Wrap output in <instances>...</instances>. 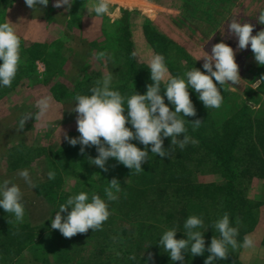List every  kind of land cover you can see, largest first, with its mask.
<instances>
[{"label":"trees","instance_id":"16d2710c","mask_svg":"<svg viewBox=\"0 0 264 264\" xmlns=\"http://www.w3.org/2000/svg\"><path fill=\"white\" fill-rule=\"evenodd\" d=\"M14 1L0 0V23H4L6 7ZM201 1L187 0L186 5V0H179L178 10L184 12L185 23H190L191 20L196 21L197 15H202L201 18L205 16L201 12L206 13L207 5L201 4ZM144 35L151 54L164 56L171 77L186 79L184 74L193 67L203 72L184 50L159 34L149 21L144 26ZM130 38L129 28L124 27L122 30L118 29V32L107 42L114 47V53L124 48L121 52L126 54V61L124 57L118 60H122L123 65L126 64L128 68L126 67L120 76L118 86L112 88L125 97H130L135 92L145 94L146 86L152 83L149 64L140 63L136 58ZM45 49L46 44L39 43H30L24 48L20 56H26V63L23 67L19 65L11 87L0 92V99L12 90L14 83L20 78L37 77L34 68V62L37 60L45 65L44 83L59 73V70H56L59 67L58 51L47 52ZM116 59L115 61H118ZM165 83L166 80L161 82L162 96ZM217 86L219 87L218 84ZM93 87L95 86L88 80L84 82L83 88L78 84L72 92L62 84L55 83L50 87V92L54 99L59 101L75 96L78 90H81L83 95H91L90 89ZM221 93L223 96L221 107L206 109L203 102L199 100L198 93L189 89L196 115L185 117L186 134L197 143H188L181 149L177 145H171L170 139L165 138L163 146L172 153L165 158L151 153V146H148V162L142 165L143 171L139 173L110 158L106 162L108 171L97 170L95 172L97 179L86 185L84 182L88 178L83 177L82 170L89 164L88 157L95 158L98 155L95 147H86L84 154L80 153V145L73 148H57L50 158L49 165L57 174L58 180L62 178L60 172L66 179L76 176V188L64 192L61 199L56 202L52 195L56 181L52 179L51 182L41 185L46 202L52 204L54 209H58L60 204L65 203L70 196L80 192L87 193L89 198L97 194L108 203L111 215L103 223L102 230L89 229L85 234L65 238L58 230L52 228L48 229V232L36 228L28 229L25 221H16L14 214L6 213L0 207V264H21L19 256L23 250L34 243H40L41 248L44 241L48 246V255H51L53 259L50 262L49 259L43 258L41 264H116L117 259L109 255H113L116 248L117 252L120 251L123 247L122 243L129 244L131 247L130 258L122 260L123 264H164L168 260L163 258L170 256L164 252L163 246L159 245L163 233L175 227L178 230L175 238L186 239L184 223L189 216L202 217L206 222L210 219L209 223L214 224L212 220L215 218L212 217V212L215 211L220 212L219 219L225 213L229 215L231 225L239 230L237 239L250 233L257 223L258 209L263 202L257 196L255 197L257 201L246 199L239 186L249 171V168L244 165L254 154L257 146L264 158V114L254 108L251 109L245 100L237 102L238 96L225 91L223 86ZM164 102L170 110H175L166 96H164ZM124 114L127 115V109ZM196 119L201 120L202 123L194 129L190 122ZM126 127L131 129L130 124ZM180 138L182 139V136ZM131 143L144 150V145L138 141L133 140ZM187 161L195 162L202 169H198L200 173L206 172L207 167H211V171L220 173L224 177V185L216 186L195 181L194 173L190 174L182 169V164ZM113 178L120 182L121 191L116 193L117 200L108 201L104 190L109 187V182ZM37 191L40 192L39 188ZM203 235L205 248H207L211 240L208 239L209 235L206 232ZM213 236L219 238V232L216 230ZM34 238L39 241L34 242ZM92 244L95 245L92 246ZM87 245L92 246L88 252L84 248ZM149 253L155 260L149 259V255L146 257ZM208 255L210 253L207 251L198 256L185 253L184 262L186 263L183 264H200L199 262L205 261ZM157 259L160 261L163 259V261L157 262ZM214 264L241 263L233 257L230 249L227 259H217Z\"/></svg>","mask_w":264,"mask_h":264},{"label":"rangeland","instance_id":"374dc122","mask_svg":"<svg viewBox=\"0 0 264 264\" xmlns=\"http://www.w3.org/2000/svg\"><path fill=\"white\" fill-rule=\"evenodd\" d=\"M129 1L132 0H109L110 12L102 16L96 15L94 11L99 0H74L67 12L64 10L66 6L54 8V0H49L46 7L37 5L35 11L27 7L24 0H15L4 11V23H13L12 27L20 38V53L30 43H39L46 44L47 52L58 51L59 57V67L56 69L59 73L47 83H44L45 65L37 60L34 62L37 77L20 78L14 83L12 90L0 99V183L10 180L19 186L23 193L21 202L25 209L23 221L28 229L36 228L46 232L51 229V220L55 218L59 208L54 209L52 204L46 202L41 185L52 181L48 179L47 174L52 171L49 164L53 152L59 147L73 148L79 145H70L64 139L63 133L66 132L70 138L80 135L76 125L77 114L71 110L76 103L75 97L83 94L78 90L75 96L58 101L52 96L50 87L59 83L73 92L76 85L80 84L83 88L84 82L88 80L96 87L98 81L102 82L104 76L111 73V88H116L127 67L118 59L124 57L126 61V54L121 52L124 48L114 53V47L107 42L118 29L129 28L136 58L140 63L149 64L153 55L144 35V26L149 21L159 34L184 50L203 72L204 61L198 57L203 55V51L210 55L214 44L226 43L235 52V61L242 80L238 85L224 84L225 91L237 95V102L245 100L251 109L264 114V82L255 86L256 81L264 76V66L257 64L250 45L244 50H237V38L230 35L227 28L228 22L238 19L241 23L254 25L253 35L264 30V24L258 23V16L264 12V0H202L201 4L207 5L206 13L201 12L205 16L201 18L202 15H197L198 19L191 20L190 23H185L184 12L178 10L179 0H133V5H129ZM101 51L109 54L111 60H97L96 54ZM26 60V56L21 57L20 67L25 65ZM213 81L217 83L214 78ZM6 88L9 87L0 86V92ZM42 97L50 98V108L44 116L36 118L39 112L37 101ZM26 113H32L33 117L18 131L19 121ZM244 166H247L249 171L241 180L239 188L246 199L256 200L257 196L263 204L258 209V220L254 229L243 238L237 239L241 246L232 250V255L241 264H264V158L258 146ZM25 169L29 171L37 185L36 188H30L19 176V172ZM182 169L187 170V173H194L195 181L216 186L224 185V177L211 171V167L200 173L198 169H202L195 162L187 161L182 164ZM97 170L100 168L90 163L83 168L82 175L88 178L84 184L89 185L90 181L97 179ZM60 175V180L57 179V174L54 178L57 184L55 182L52 195L56 202L64 192L76 188V176L66 179L62 172ZM61 215L65 216V213ZM219 216L220 212H212V217L215 218L212 222L217 221ZM207 220L208 223L203 219L207 229L205 232L211 240L216 229L209 223L210 219ZM245 236L253 239V247L242 246ZM38 241L34 238V242ZM39 244L34 243L23 250L19 256L21 264H41L43 258L52 261L53 257L48 255L47 243L42 242L41 248ZM122 244L120 251L117 252L116 248V252L109 255L117 259L116 264H123L122 260L130 258L131 247L126 243ZM91 247L84 246L85 251L88 252ZM147 255L149 254H146V257ZM151 258L155 260L152 255ZM163 259L168 260L164 264H181L180 261H172L170 257ZM161 261L157 259V262ZM199 263L204 264V261Z\"/></svg>","mask_w":264,"mask_h":264},{"label":"clouds","instance_id":"9594fccd","mask_svg":"<svg viewBox=\"0 0 264 264\" xmlns=\"http://www.w3.org/2000/svg\"><path fill=\"white\" fill-rule=\"evenodd\" d=\"M24 2L27 7L35 11L37 5L46 7L49 0H24ZM73 2L74 0H54L52 6L54 8L66 6L64 10L67 12L71 9ZM94 11L98 16L109 14V0H99ZM258 23L264 24V12L258 16ZM12 24L0 23V61H2L0 86L4 87H11L21 63V41ZM227 28L229 34L237 38V50H244L250 45L255 61L258 65L264 66V30L253 35L254 25L247 22L241 23L238 19L228 22ZM201 58L204 61L205 71L201 72L193 67L184 74L185 79L171 77L164 56L154 55L148 66L152 83L146 86L147 91L143 95L135 92L130 97H125L119 91L112 90V74L107 73L102 82H97L98 86L90 89L91 95L75 97L76 103L71 111L77 114L76 125L80 135L70 138L64 132V139L72 146L79 144L81 154H84L86 147H95L98 155L95 158L88 157V162L105 172L108 171L106 162L114 158L128 169H134L136 173L143 171L142 165L148 162V146H151V153L165 158L172 154L163 146L165 138L170 139L171 145H177L181 149L188 143H197L186 134L185 117L196 115L189 89L198 93V98L206 109H218L223 103L222 86L226 83L238 85L242 80L239 75V66L235 61V52L226 43L214 44L211 47V54L203 51V55L198 59ZM96 59L108 61L111 60V56L101 51L96 54ZM213 78L217 83H214ZM165 80L162 96L161 82ZM261 82H264V76L256 81L255 86ZM164 96L174 106V111L165 104ZM37 108L39 112L36 118L44 116L50 108V98H40L37 101ZM125 109H127V115L124 114ZM31 117H33L32 113L24 114L17 130H22ZM190 123L195 129L201 125L202 121L196 119ZM127 124L131 125V129L126 127ZM61 131L60 129V133ZM133 140L144 145V150L131 143ZM47 175L49 180L55 178L53 171H49ZM19 176L30 188L37 187L27 169L20 171ZM104 191L108 201L117 200L116 193L121 191L120 182L113 178ZM22 196L23 193L17 184L10 180L0 183V207L6 213L14 214L18 222H22L25 215L24 205L21 202ZM61 213H67V215L62 216ZM110 215L108 203L99 195L93 194L89 198L87 193L80 192L60 204L55 218L51 220V228L58 230L65 238H72L77 234L87 233L89 229L102 230L103 223ZM212 226L219 232V238L213 236L207 248H205L203 235L207 229L203 218L195 215L189 216L184 223L186 239H176L178 230L173 227L163 233L159 245L163 246L164 252L168 253L172 261H180L183 264L185 253L198 256L207 251L210 255L207 256L204 264H214L217 259H227L230 249L235 250L241 245L237 241L239 230L231 225L227 213ZM242 246L253 247V239L245 236ZM148 258L151 259V253Z\"/></svg>","mask_w":264,"mask_h":264},{"label":"crops","instance_id":"0c3cea01","mask_svg":"<svg viewBox=\"0 0 264 264\" xmlns=\"http://www.w3.org/2000/svg\"><path fill=\"white\" fill-rule=\"evenodd\" d=\"M132 1H133V0H132ZM132 1H131V2L129 1V5H130V3H131V5H133V4H134V2H132ZM125 3H126V2H125Z\"/></svg>","mask_w":264,"mask_h":264}]
</instances>
